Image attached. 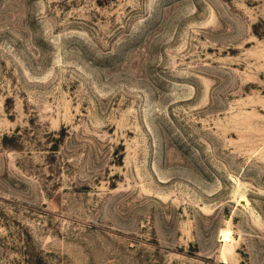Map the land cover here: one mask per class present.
I'll return each mask as SVG.
<instances>
[{
    "label": "rangeland",
    "instance_id": "rangeland-1",
    "mask_svg": "<svg viewBox=\"0 0 264 264\" xmlns=\"http://www.w3.org/2000/svg\"><path fill=\"white\" fill-rule=\"evenodd\" d=\"M0 264H264V0H0Z\"/></svg>",
    "mask_w": 264,
    "mask_h": 264
},
{
    "label": "bare ground",
    "instance_id": "bare-ground-1",
    "mask_svg": "<svg viewBox=\"0 0 264 264\" xmlns=\"http://www.w3.org/2000/svg\"><path fill=\"white\" fill-rule=\"evenodd\" d=\"M227 237H228V234L226 233V232H223V238L224 239H227ZM229 239V238H228ZM225 242V241H224ZM227 242V241H226ZM229 243V242H228ZM232 253V252H231ZM227 255V254H226ZM225 257V256H224Z\"/></svg>",
    "mask_w": 264,
    "mask_h": 264
}]
</instances>
